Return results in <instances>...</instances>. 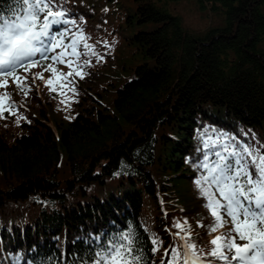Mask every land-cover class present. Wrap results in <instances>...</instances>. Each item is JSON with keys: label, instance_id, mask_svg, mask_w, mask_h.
<instances>
[{"label": "trees", "instance_id": "16d2710c", "mask_svg": "<svg viewBox=\"0 0 264 264\" xmlns=\"http://www.w3.org/2000/svg\"><path fill=\"white\" fill-rule=\"evenodd\" d=\"M177 1L62 0L73 31L104 60L88 54L84 78H70L76 94L33 80L42 67L21 74L29 99L12 78L0 88L16 112L0 118V264L87 261L129 225L145 253L150 237L163 240L159 264L173 224L185 220L193 240L211 247L196 149L205 129L264 145V0H196L223 14L203 32L184 25ZM11 6L0 0L5 14ZM188 191L195 200L185 201Z\"/></svg>", "mask_w": 264, "mask_h": 264}, {"label": "snow or ice", "instance_id": "6c2138e0", "mask_svg": "<svg viewBox=\"0 0 264 264\" xmlns=\"http://www.w3.org/2000/svg\"><path fill=\"white\" fill-rule=\"evenodd\" d=\"M12 5L7 14L0 10V88L8 87V78H12L27 96L31 91L30 86L24 87L28 76H21L18 70L29 73L42 67L51 78L45 80L40 72L32 75L33 80H44L50 91L61 96L65 95L64 89L76 94L75 81L70 78H84L83 65L92 63L88 54L101 61L105 57L95 51V45L86 42L89 38L82 30L73 31V27L78 28V21L69 17L62 0H12ZM81 42L88 52L80 49ZM59 65H66L70 71H60ZM10 99L7 93L0 96V118L7 119L4 112L16 116L7 103ZM200 140L201 146L196 149L200 155L193 163L200 175L194 185L206 201L203 207L214 218L209 227L211 247L205 251L193 240L191 225L185 228L186 220L176 222L175 240L164 247L159 264H264V145L243 142L216 129L203 130ZM121 167L127 165L122 163ZM226 224V234L219 232ZM149 242V253H145L136 231L129 225L126 231L108 237L89 260L81 256L72 264H156L155 254L164 242L159 237H150ZM149 254L153 259L148 258ZM14 259L19 264L23 257ZM40 264H63V258L49 257Z\"/></svg>", "mask_w": 264, "mask_h": 264}, {"label": "rangeland", "instance_id": "374dc122", "mask_svg": "<svg viewBox=\"0 0 264 264\" xmlns=\"http://www.w3.org/2000/svg\"><path fill=\"white\" fill-rule=\"evenodd\" d=\"M171 9L180 15L182 22L187 28L194 31L203 32L208 28L221 25L223 22V14L218 12V8H201L196 0H178L176 3H172ZM117 69L118 67H115V70ZM24 97L29 99L30 95H24ZM189 200H195L194 193H192V191H188L187 196L185 197V201ZM225 219H227V217H225ZM226 227H228L227 224L225 228Z\"/></svg>", "mask_w": 264, "mask_h": 264}, {"label": "bare ground", "instance_id": "6f19581e", "mask_svg": "<svg viewBox=\"0 0 264 264\" xmlns=\"http://www.w3.org/2000/svg\"><path fill=\"white\" fill-rule=\"evenodd\" d=\"M241 126V125H240ZM244 127H246V126H244ZM236 129V128H235ZM246 129V128H245ZM233 130H234V128H233ZM249 130V129H248ZM228 131H229V129H228ZM231 131V130H230ZM236 131V130H235ZM247 131V130H246ZM224 132V131H223ZM248 132H250V131H248ZM227 133H229V132H227ZM250 135H251V133H249ZM250 138V137H249ZM199 139V138H198ZM197 142H199L198 140H196ZM194 144H196V142L194 143ZM198 144V143H197ZM201 144V143H200ZM200 144H199V146H200ZM10 228V227H9Z\"/></svg>", "mask_w": 264, "mask_h": 264}]
</instances>
